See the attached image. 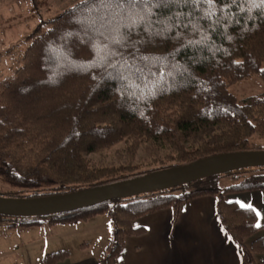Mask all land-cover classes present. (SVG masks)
I'll return each mask as SVG.
<instances>
[{"label":"trees","instance_id":"trees-1","mask_svg":"<svg viewBox=\"0 0 264 264\" xmlns=\"http://www.w3.org/2000/svg\"><path fill=\"white\" fill-rule=\"evenodd\" d=\"M46 21L26 35L20 62L0 79V179L8 185L0 194L63 192L264 148L252 139H264V91L229 90L252 75L264 80V0H76ZM138 146L145 167L134 162ZM110 147L114 156L105 163L102 153L99 162L86 157ZM219 174L231 180L220 187ZM249 189L264 190V165L47 216H0L29 226L104 213L109 231L98 264H116L124 236L143 231L135 217L168 207L174 222L183 201L209 194L242 260L264 264V221L224 197ZM66 256L52 249L34 264Z\"/></svg>","mask_w":264,"mask_h":264},{"label":"rangeland","instance_id":"rangeland-1","mask_svg":"<svg viewBox=\"0 0 264 264\" xmlns=\"http://www.w3.org/2000/svg\"><path fill=\"white\" fill-rule=\"evenodd\" d=\"M74 1L76 0H0V79L10 74L20 62L21 52L27 43L26 35L37 24L41 28L46 27L47 18ZM229 90L237 96L261 92L264 91V80L258 75H252L233 82L229 85ZM252 139L264 143V139L257 134ZM101 153L105 163L113 158V147L101 152H88L86 157L90 162H99ZM134 162L140 164L139 167L149 164L142 158L140 146L137 147ZM216 179L220 187L231 180L226 174H219ZM6 187L8 185L0 179V188ZM13 220L11 216H0V264H34L45 251L58 248H64L72 257L79 256L81 251L99 252L109 231L108 219L104 213L76 222L48 224L43 220L29 226L8 225ZM257 233L258 230L252 235ZM247 237L244 240L248 244Z\"/></svg>","mask_w":264,"mask_h":264},{"label":"crops","instance_id":"crops-1","mask_svg":"<svg viewBox=\"0 0 264 264\" xmlns=\"http://www.w3.org/2000/svg\"><path fill=\"white\" fill-rule=\"evenodd\" d=\"M225 198L252 207L257 224L264 221L263 189L232 191ZM132 224L142 225L143 231L124 236L115 255L116 264H247L235 241L220 225L212 195L183 201L174 222L170 209L163 207L135 217ZM253 236L246 241L250 242ZM102 249L92 253L81 251L77 257L67 252L65 258L54 264H98ZM256 257L261 258L259 254Z\"/></svg>","mask_w":264,"mask_h":264},{"label":"water","instance_id":"water-1","mask_svg":"<svg viewBox=\"0 0 264 264\" xmlns=\"http://www.w3.org/2000/svg\"><path fill=\"white\" fill-rule=\"evenodd\" d=\"M257 165H264V148L219 152L185 163L63 192L38 195L0 194V214L47 216L54 212L92 205L112 197L148 192L211 174Z\"/></svg>","mask_w":264,"mask_h":264}]
</instances>
